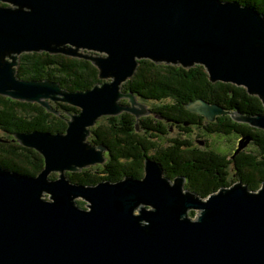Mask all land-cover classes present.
<instances>
[{
    "label": "water",
    "instance_id": "water-1",
    "mask_svg": "<svg viewBox=\"0 0 264 264\" xmlns=\"http://www.w3.org/2000/svg\"><path fill=\"white\" fill-rule=\"evenodd\" d=\"M0 2L6 4L0 5V95L37 102L55 115L48 100L79 109L62 118L63 133L13 135L41 154L44 167L35 176L0 167V264H264V182L256 191L236 182L201 199L182 190V177L163 178L151 160L141 179L81 186L65 174L104 162L106 148L86 141L100 117L129 112L138 130L147 111L122 84L141 59L201 64L210 81L242 86L264 105L262 14L217 0ZM29 52L87 59L102 81L70 92L55 81L20 79L19 58ZM185 107L208 121L229 113L202 99ZM230 115L264 130V114ZM192 209H198L193 218Z\"/></svg>",
    "mask_w": 264,
    "mask_h": 264
},
{
    "label": "trees",
    "instance_id": "trees-1",
    "mask_svg": "<svg viewBox=\"0 0 264 264\" xmlns=\"http://www.w3.org/2000/svg\"><path fill=\"white\" fill-rule=\"evenodd\" d=\"M217 1L249 7L264 16V0ZM0 5L6 6L1 2ZM98 73V69L87 59L48 52L22 53L16 69L20 79L55 81L70 92L84 91L101 82ZM122 88L144 101L164 102L152 109L154 115L162 116L169 124L178 123L182 132L187 133L194 126L206 136H235L237 141L229 156L238 145L242 149L230 160L227 154L215 150L207 142L202 151L191 146L192 142L184 138L170 139L165 146L158 145L147 138L163 137L167 132L166 123L146 115L137 120L136 130L135 116L122 112L109 116L107 120L111 124L107 127L94 124L89 128L88 143L104 146L106 150L103 155H108V161L92 170L87 167L77 172L67 171L65 174L69 182L92 186L105 181L119 182L126 177L141 179L144 176V161L151 160L163 168V176L166 178L171 176L169 169L173 175H180L185 181L184 190L201 199L236 182L243 183L251 191L262 187L264 130L237 122L230 115L233 111L244 115L264 114V105L259 97L233 83L210 81L201 64L182 67L172 63H155L149 59L138 61L134 74L122 84ZM196 99L218 105L229 113L216 116L214 121H207L202 115L186 109L185 104ZM48 101L50 108L57 111L61 118L37 102L0 95V167L29 176H35L43 169L44 159L41 154L19 144L13 135L30 132L63 133L69 115L79 109L63 101ZM144 132L151 133V137L142 136ZM55 176L51 174L49 177L56 179ZM76 203L79 207L83 205L79 201ZM189 215L194 216V212L190 211Z\"/></svg>",
    "mask_w": 264,
    "mask_h": 264
},
{
    "label": "rangeland",
    "instance_id": "rangeland-1",
    "mask_svg": "<svg viewBox=\"0 0 264 264\" xmlns=\"http://www.w3.org/2000/svg\"><path fill=\"white\" fill-rule=\"evenodd\" d=\"M81 51V50H80ZM84 52V51H83ZM85 53V52H84ZM87 54H89V53H87ZM122 91H125V90H123V88H122ZM121 99H123V98H121ZM124 102L126 103V100H124ZM136 102L138 103V104H141V105H144L145 106V110L147 111V114L153 119V120H155V121H157V119L154 117V115H152V114H149L148 113V109H152V108H156V107H158L161 103H163V102H152V101H144V100H142V99H140V98H138V97H136ZM133 105V107H135V108H137V109H141V108H138L139 107V105ZM146 114V115H147ZM146 115H141V116H139V119L142 117V116H146ZM222 115V114H221ZM109 118V116H103V117H100L99 119H97V121H96V123H95V125H101V126H104V127H107L108 125H110L111 123H109L108 122V119ZM161 123H163V122H161ZM167 127H166V133H165V135L163 136V137H161V138H155V137H151V133H149V132H144V133H141V135L142 136H146V137H148V136H150L151 138H147V139H149L150 141H153V142H155V143H157L158 145H162V146H165L166 144H168L169 143V140L170 139H173V138H184V139H188V140H190L191 142H192V145L194 146V147H197L198 149H200L201 151L202 150H204L205 149V145H206V143L205 142H207V144L208 145H210L211 147H213L215 150H218V151H222L224 154H227L228 155V157H229V153L231 152V150H232V148H234L235 147V143H236V141H237V139L235 138V136H226V137H221V136H219V135H217V134H211V135H202V131L200 130V129H198L197 127H194L193 126V130H191V132H190V134L189 133H185V132H182V131H180L177 127H175L174 125H166ZM149 133V134H148ZM89 136L86 138V141L87 140H89ZM200 141H201V143H200ZM88 142V141H87ZM215 146V147H214ZM217 147V148H216ZM103 155V154H102ZM103 157L105 158V160H104V162H102V163H95V164H91V165H89L88 166V169L89 170H92V168L94 167H97V166H101V165H103L104 163H106L107 161H108V159H109V157H108V155L107 154H105L104 153V155H103ZM87 167H85V168H82V169H86ZM231 171V170H230ZM51 174H55L57 177H58V172L56 173V172H51L49 175H48V177L51 175ZM55 176V177H56ZM163 178H166V176H162ZM50 178V177H49ZM176 177H173V178H168L167 177V179H169V181L171 182V183H173L174 182V179H175ZM50 179H53V178H50ZM55 179V178H54ZM56 179H58V178H56ZM184 182L185 181H183V183H182V190L185 192V190H184ZM42 198H44V199H46V200H49V196H48V194H44L43 196H42ZM75 201H79V203L81 202V203H83V205H81L82 206V208H84V209H89L87 206H88V202L87 201H85V200H83L82 198H80V197H76L75 199H74ZM80 206V207H81ZM142 207H145V208H148V209H150L151 207L150 206H147V205H142ZM191 211H193L194 212V216L198 213V209H192ZM190 212V211H189ZM134 213L135 214H138L139 212H138V208H137V210H134ZM194 216H192V218L194 217ZM144 223V222H143Z\"/></svg>",
    "mask_w": 264,
    "mask_h": 264
},
{
    "label": "flooded vegetation",
    "instance_id": "flooded-vegetation-1",
    "mask_svg": "<svg viewBox=\"0 0 264 264\" xmlns=\"http://www.w3.org/2000/svg\"><path fill=\"white\" fill-rule=\"evenodd\" d=\"M124 92H127V91H124ZM124 100H126V103L124 102ZM122 101V102H121ZM119 103H121V104H123V105H125V106H128L129 104V102H128V99H126V98H123V99H120L119 100ZM164 103V102H163ZM162 104V103H161ZM153 109V108H152ZM152 109H148V113L149 114H152V115H154V112L152 111ZM124 112V111H123ZM148 115V114H147ZM154 117L157 119V121H160V122H163V123H166L167 125H174L175 127H177L179 130L181 129L180 127H179V124L178 123H175V122H172L171 124H169L168 122H166L167 120L164 118L163 119V117L162 116H160V115H154ZM208 121V120H207ZM193 128V126L190 128V131L189 132H187V133H189L190 134V132H191V130H193L192 129ZM181 131V130H180ZM174 139V138H173ZM200 143H201V141H200ZM206 143V142H205ZM202 144V143H201ZM239 144V143H238ZM207 145V144H206ZM191 146H193L192 144H191ZM239 146L240 145H238V148H239ZM242 146H240V149L238 150V148H236V150L234 151V153L231 155V156H229L228 158L231 160V159H234V155H236L242 148H241ZM156 162V161H155ZM157 163V162H156ZM162 168V167H161ZM162 171H163V168H162ZM168 173L171 175L170 176V178H172V177H179L180 175H173V172L169 169V171H168ZM232 175H234V174H232ZM144 177V176H143ZM132 178V177H131ZM169 178V177H168ZM133 179H135V178H133ZM234 184V183H233ZM230 187V186H229ZM188 191V190H187Z\"/></svg>",
    "mask_w": 264,
    "mask_h": 264
}]
</instances>
